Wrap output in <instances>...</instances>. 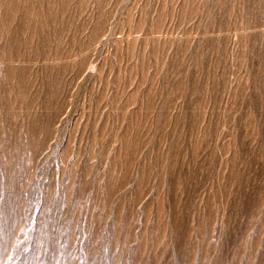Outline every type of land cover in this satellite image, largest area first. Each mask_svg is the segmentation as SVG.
<instances>
[{
  "label": "rangeland",
  "instance_id": "1",
  "mask_svg": "<svg viewBox=\"0 0 264 264\" xmlns=\"http://www.w3.org/2000/svg\"><path fill=\"white\" fill-rule=\"evenodd\" d=\"M0 264H264V0H0Z\"/></svg>",
  "mask_w": 264,
  "mask_h": 264
}]
</instances>
